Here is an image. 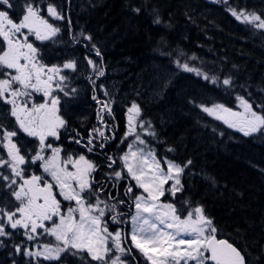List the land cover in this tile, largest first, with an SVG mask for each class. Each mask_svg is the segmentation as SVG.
<instances>
[{"label": "snow or ice", "instance_id": "obj_1", "mask_svg": "<svg viewBox=\"0 0 264 264\" xmlns=\"http://www.w3.org/2000/svg\"><path fill=\"white\" fill-rule=\"evenodd\" d=\"M222 2L227 4V0ZM14 7L11 0H0V102L10 106L8 114L15 120L11 128L0 123V149L3 150L0 153V169L10 172V175L0 172V180L6 182L5 186L18 206L14 210L0 206V237H11L7 226L14 232L23 230L28 241L42 236L53 238L54 242L39 244L35 251L23 249V254L33 259L59 262L65 254L76 256L87 252L91 260L98 264H124L121 256L126 252L122 247L125 238L120 230L110 232L103 219L107 210L115 213L111 217L113 223H121V214L117 212L116 204H108L100 199L103 189H93L92 174L97 165L84 154L78 157L68 154L62 158L64 149L50 142V138L60 139V130L67 123L60 115L61 101L54 92L64 91V82L68 77L63 72L75 71L76 62L48 66L43 62L35 42L43 43L58 37L62 29L51 23L49 17L53 21L63 20L64 17L53 4L47 5L45 16L42 15L41 4L26 0L22 15L17 20L8 11ZM230 11L241 23L264 29V18L260 15L244 10ZM155 22L160 23L159 19ZM72 39L76 40L75 37ZM84 39L90 41L92 37L84 36ZM95 54L101 55L98 49ZM87 62L98 71L99 76L104 75L93 60L88 59ZM177 65L184 71L195 72L208 79L206 74L187 63L177 61ZM212 82H216L215 77ZM222 83L230 86L231 78L223 79ZM36 95H42V102L34 99ZM64 95L68 93L64 92ZM92 98L100 103L95 96ZM236 100L240 110L222 104L200 107L209 116L244 136L264 134V111L254 110L252 104L241 96H237ZM257 108L264 109V105ZM105 111L112 115L111 102L103 104L97 113V120L101 124L105 123ZM140 111L135 102L127 109L128 130L123 140L133 134L135 140L128 144V151L119 157L123 169L112 174L119 181L124 178L122 173L126 169L128 177L135 181V187L142 190L141 194L135 195L133 186L129 185L125 193L134 196L135 212L130 214L133 245L150 264H245L244 256L233 244L217 238L218 229L205 216L202 207L196 206L183 215L174 204L161 201L166 193L175 197L177 192L182 191L180 176L192 161L181 166L167 158L158 159L154 150L147 148L145 140L136 132L137 126L144 128L143 121L138 120ZM21 133L34 138L38 144L28 148V141L21 138ZM101 138L104 141L110 139L102 128H94L89 133L86 145L80 139L74 142L93 152V140ZM137 144L144 147H136ZM104 146V143L99 144L100 148ZM46 152H50V155L46 156ZM107 159L110 161L108 167L112 168L116 159L112 156ZM37 162H40L43 174L33 172L28 175L29 167ZM92 197H95L94 203ZM64 201L69 202L66 211ZM15 250L20 253L21 246L16 245ZM114 250L120 255H113Z\"/></svg>", "mask_w": 264, "mask_h": 264}, {"label": "trees", "instance_id": "obj_2", "mask_svg": "<svg viewBox=\"0 0 264 264\" xmlns=\"http://www.w3.org/2000/svg\"><path fill=\"white\" fill-rule=\"evenodd\" d=\"M72 1L78 7L71 13L76 20H71L73 37L78 38L81 29L96 40L115 71H128L129 91L146 88L163 67L175 75L169 87L161 89L160 98L139 101L142 120L155 130L148 145L157 158L181 166L192 161L183 172L182 191L175 197L165 195L164 201L183 215L202 207L218 229V239L233 244L246 264H264V134L244 136L200 107L222 104L236 109V97L241 96L254 110L264 111L257 108L264 105V31L239 22L230 11L264 18V0ZM48 61L52 62L51 56ZM177 61L199 69L208 79L182 70ZM225 78H231L230 86L221 84ZM89 160L97 165L94 189H103L100 199L117 205L121 221H126L122 231L127 232L133 196L125 193L132 180L125 173L119 181L113 178L119 162L104 172L102 160ZM1 189L0 201L10 203L11 195ZM0 239V264L23 263L10 251V241ZM71 256L45 264L95 263L84 253L76 262Z\"/></svg>", "mask_w": 264, "mask_h": 264}, {"label": "flooded vegetation", "instance_id": "obj_3", "mask_svg": "<svg viewBox=\"0 0 264 264\" xmlns=\"http://www.w3.org/2000/svg\"><path fill=\"white\" fill-rule=\"evenodd\" d=\"M34 3L42 4L43 2L42 0H34ZM54 3L57 6L60 5L63 9L61 12L58 9L57 10L62 14L64 19L53 21L49 17V21L60 27L66 23L71 29V20L76 21L75 16L71 13L78 11L77 5L72 0H55ZM65 5L66 8H64ZM41 7L42 15H45L43 12L44 8L42 5ZM72 33L73 32L70 33V37L67 39L68 41L66 40L62 42L61 44L63 45L53 49V53L55 52L57 58L67 59L68 57H71L73 58V61L79 62H86L88 59H91L96 65H98L99 69L104 71V75L99 76L98 71L94 69L90 74L86 75L85 79L80 78L82 76L79 74L74 76L72 81L76 91L71 92V95L67 98V107H65V100L60 98V115L67 122L66 124L69 132L64 134L63 137H60L59 143L67 144L68 140L71 141L69 146L73 150L71 153L73 156L78 157L79 155L84 154L86 158L89 159L98 158L102 160L100 165L104 166L101 167V171H107L110 163L107 157L112 156L114 159H117L125 152V140H123V138L125 132L128 130L127 109L129 108L131 102L124 99V92L122 89L128 88L129 82H131L130 77H128V71H115V65L106 60V56L102 51H100V47H98L99 43L96 40L89 41L83 38V40L76 39L74 41L72 39ZM92 44L97 47L101 54L100 56H96V50L93 48ZM35 46L40 49L41 53L44 47L43 44L36 41ZM105 92L107 95H105ZM129 95L130 94L127 93V96ZM93 96H95L100 103L93 100ZM39 97L42 99H39ZM34 99L37 102H42L43 97L42 95H36L34 96ZM108 102H111L112 115L109 116L107 111H105V123L101 124L97 120V113L102 105ZM137 105L139 106V104ZM94 128H102L105 135L110 137V139L107 141H104L102 138L94 139V151L88 152L86 147L76 144L74 140L80 139L82 140V143L86 145L89 133ZM93 135L95 136V133ZM131 138L133 137H127V139ZM100 143H104V148L99 147ZM113 166H115V164ZM95 183L97 182H94V184ZM97 189H100V187Z\"/></svg>", "mask_w": 264, "mask_h": 264}, {"label": "rangeland", "instance_id": "obj_4", "mask_svg": "<svg viewBox=\"0 0 264 264\" xmlns=\"http://www.w3.org/2000/svg\"><path fill=\"white\" fill-rule=\"evenodd\" d=\"M216 1L222 2V0H216ZM11 2L16 7H14L13 9H9L8 11L10 12V14L13 15V18L14 19H17L18 20L19 16L22 15V9L24 7V4H25L26 0H11ZM43 12H44V14H47V9H44ZM262 30H264V29H262ZM59 35H58V37H59ZM58 37L54 38V40L45 41V42L42 43L43 46H44L43 47V50L44 51L42 50L41 56L43 58V62L46 65H47L46 60L49 58V56H54V55L51 54V52H49V51H51V48H49L47 50L46 49V46H49V44L52 43V45L54 47H56V48L59 47L61 45V43H59ZM92 46H93V44H92ZM98 47H99V45H98ZM93 48L95 50H97V47H93ZM100 50H101V47H100ZM70 61H72V59H70ZM65 62H67V61H65ZM65 62H61L60 63V62L54 61L53 63H55V65H57V66H62ZM75 62H76V69H75V71H73V70H64V72H63V74L68 77V79L64 82V85H65L64 91L56 90L54 92V94L57 95L59 98H63L65 100V107L68 106L67 98L71 95V92H73L72 90L75 89V87L73 85V81H72L74 79V76H76L77 74H79L80 76H82L80 78L85 79L86 78V75L87 74H90L94 70V68L92 66H90L87 61L86 62L85 61H83V62L75 61ZM51 64L52 63H50L48 65H51ZM174 76L175 75H174V73L172 72L171 69H168L166 67H163L162 70L159 72L158 77L154 78L155 80L152 83H150L149 85H147L146 88H144V89H141L140 88L141 89L140 91L139 90H130L129 91L130 86H128V88L122 89L123 92H124L123 97L126 98L127 97V93L130 94L131 96H133V101L136 104H139L138 102L141 101V100H144V101L152 100V101H154L155 99H158V98H160L163 95L164 92L161 89H163L165 87H169L170 84L168 85V83L169 82H172V79H173ZM78 78H77V80H78ZM158 79H159V84L163 80V82H162L163 84L161 86H158V82H157ZM155 84H157V87L156 86L154 87ZM221 84H223L222 81H221ZM131 88H133V86H131ZM64 92H67L68 95H64ZM147 95H148V97L146 98ZM39 99H42V98L39 97ZM133 101H130L131 104L133 103ZM131 104H130V106H131ZM213 105H215V104H213ZM213 105H211V106H213ZM211 106H207V107H211ZM9 109H10V106L5 105L2 102H0V123H3L6 126H8L9 128H11V127H13L15 125V120H14V118H12L8 114ZM233 110H240V109H237L236 108V109H233ZM210 117H212V116H210ZM212 118H214V117H212ZM138 120L139 121H143L142 118H141V111H140V116L138 117ZM143 123H144V128L141 129L139 126H137L136 132L140 134L141 139L145 140L146 145H147V148L151 149V147L148 145V142H150L149 140H151V139L154 138V136H155V130L151 126L149 127V124H147L145 122H143ZM65 132H66V129L65 128L61 129L60 130V137H63V135L65 134ZM147 133H154V135H150V134H147ZM20 136H21L22 139L28 141V148H34L36 146V144H38V141H36L34 138L26 137V136H24L23 133H21ZM131 137H133L131 139V141L133 142L135 140V134L131 135ZM50 142L54 144L55 140L50 138ZM54 146H55V144H54ZM136 147H144V146L137 144ZM126 151H128V147H127V150ZM45 155L46 156L47 155H50V152H46ZM67 155L68 154H65L64 151L61 153L62 158H66ZM165 168H166V166H165ZM69 169L71 170V166L70 165H69ZM0 172H3L5 175H10V172L7 169H0ZM33 172L35 174H37V175L43 174V170L40 168V162H37L35 165H31L29 167V169H28L27 174L28 175H31ZM124 172H125V174H127L126 169H124ZM182 175H183V173L180 176L181 184H182V178H183ZM113 178L116 179L114 175H113ZM132 182H133V186L135 188L134 194L135 195L141 194L142 190L139 189V188H137V187H135V181L132 180ZM169 184H171V181L169 182ZM5 185H6V182L5 181H0V187L3 188V190H5L7 192L8 197H9V195H11V191L8 190ZM165 187H168V185H166ZM1 188H0V190H2ZM165 195H171V194L170 193H166ZM164 196H163V198L161 197V201L162 202H164L163 201L164 200ZM133 200H134V196H133ZM164 203H167V202H164ZM63 204H64V210L66 211L67 206L69 205V202L64 201ZM72 204L74 206V202H72ZM0 206H6L8 209L14 210V207L15 206H18V205H17V202L14 200V198L11 196L10 203L4 204V203H2V201H0ZM134 212H135V207L133 206V213L132 214H134ZM106 214H107V216L105 215V217L103 219H106L107 220V217L109 215V211L107 212V210H106ZM127 222L129 224V231H128V234L125 235L127 237H124L126 242L122 243V247H124L126 249L125 254H123L121 256L122 261L124 262V264H150V262L148 261V259L146 258V256L138 248H136L133 245V243H132V240H131L132 224H131L130 217H129V219H128ZM106 224H107L108 230L110 232L115 233L118 230V226L115 225L116 223H113V224L110 225L108 222H106ZM48 226H51V225L48 224ZM6 230L8 232H11L12 233V235H11L10 238H6L7 240L10 241V251H14L15 254L17 255V258H22V262L23 263H27L28 261H30L29 264H45L47 262H54V261H44L42 258L33 259V258L27 257V256H25L23 254V249H29V250L35 251V250H37V247H38L39 244L54 242L53 241V238L48 237V236H42V237H39L37 240L28 241L26 239V237L24 236V234H23V230H19L18 232H14L10 227H7V226H6ZM38 231H41V230H38ZM16 245H20L21 246L22 251L20 253H17L16 252V250H15V246ZM129 246L131 248H133L132 249L133 251L131 250L129 252V250H128V248H130ZM83 253H86L87 254V252H83ZM149 254H152V253H149ZM113 255H120V254L119 253H115V250H114L113 251ZM63 256H68L69 257V256H71V254L69 253V254H65ZM137 259H139V262L137 261ZM70 260L75 261V262L78 261L77 255L76 256H71L70 257ZM95 262H96V264H98L97 261H95ZM23 263H19V264H23Z\"/></svg>", "mask_w": 264, "mask_h": 264}]
</instances>
